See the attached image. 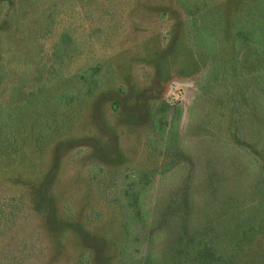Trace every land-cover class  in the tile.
Masks as SVG:
<instances>
[{
    "label": "trees",
    "instance_id": "16d2710c",
    "mask_svg": "<svg viewBox=\"0 0 264 264\" xmlns=\"http://www.w3.org/2000/svg\"><path fill=\"white\" fill-rule=\"evenodd\" d=\"M64 1L0 0V182L72 148L77 187L13 190L0 220L42 209L71 264H264V0H177L154 74L169 55L191 76L186 106L125 77L131 57L79 59L102 30L79 42Z\"/></svg>",
    "mask_w": 264,
    "mask_h": 264
},
{
    "label": "rangeland",
    "instance_id": "374dc122",
    "mask_svg": "<svg viewBox=\"0 0 264 264\" xmlns=\"http://www.w3.org/2000/svg\"><path fill=\"white\" fill-rule=\"evenodd\" d=\"M60 7L62 24L63 21H71L76 27L75 36L79 42L82 34L90 28H96V35L97 28L101 27L102 33L97 34L96 39L93 38L92 50L79 59L91 60L97 55L117 54H121L124 60L131 57L134 64L125 77L138 85L149 84L147 95L158 93L166 100L178 101L186 106L193 94L194 79L191 76L176 75V68L170 67L169 55H165L163 61L160 60V65H167L163 69V77L154 74L159 62L158 55L155 54L157 44L164 45L168 31L174 30L178 18H182L184 14L177 0H65ZM75 63L76 61L72 66ZM168 75L171 78L163 86V79ZM71 152L72 148H65L62 152L63 161L60 167L57 164L51 166L49 149L44 153L43 159L25 161V166L18 172V179L15 177L7 182L9 188L13 189L6 188L0 182V196L14 194L13 190L24 188L26 192H22L30 204V198H34L36 194L34 188L40 184L38 193L45 195L43 201L46 203L48 194H54L55 199H60L61 195H65L63 193L75 190L77 184L75 180L72 181V175L75 174V179L79 170L73 163V157H70ZM50 167L53 170L47 171ZM41 170L47 172L40 175L38 171ZM20 208L8 220H0V264H15L14 259H20L22 264H71L72 258L68 255L71 253L70 248L60 246L62 251L59 250L55 257L51 253V243L54 240L44 230L40 215L43 213L42 209L38 215L26 205L25 208Z\"/></svg>",
    "mask_w": 264,
    "mask_h": 264
}]
</instances>
